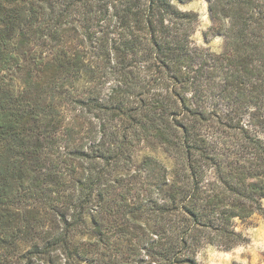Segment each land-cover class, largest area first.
Returning <instances> with one entry per match:
<instances>
[{"label":"trees","instance_id":"1","mask_svg":"<svg viewBox=\"0 0 264 264\" xmlns=\"http://www.w3.org/2000/svg\"><path fill=\"white\" fill-rule=\"evenodd\" d=\"M186 1L0 0V264H200L247 242L264 0H207L219 52L193 45ZM142 138L172 167L129 175Z\"/></svg>","mask_w":264,"mask_h":264},{"label":"rangeland","instance_id":"2","mask_svg":"<svg viewBox=\"0 0 264 264\" xmlns=\"http://www.w3.org/2000/svg\"><path fill=\"white\" fill-rule=\"evenodd\" d=\"M180 7L198 14L191 35L193 45L208 48L213 52L221 51L224 39L220 34H212L209 30L213 22L208 11L207 0H188ZM205 32H207V36H205ZM15 82L19 83V78H16ZM131 152L132 161L129 175L136 174L142 160L147 156L157 159L167 168H171L173 165L171 156L161 144L152 138L133 140ZM238 228L242 229V226ZM243 232L248 239L246 243L237 245L230 250L206 245L196 252V260L200 264H264V211L254 215Z\"/></svg>","mask_w":264,"mask_h":264}]
</instances>
